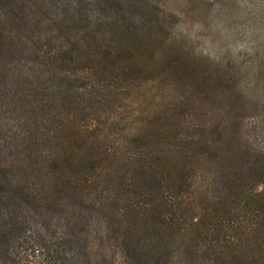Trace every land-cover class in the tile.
<instances>
[{"label": "trees", "instance_id": "obj_1", "mask_svg": "<svg viewBox=\"0 0 264 264\" xmlns=\"http://www.w3.org/2000/svg\"><path fill=\"white\" fill-rule=\"evenodd\" d=\"M110 1L99 18V0H0V264H264V144L238 123L247 103L226 83L219 131L172 109L110 114L115 53H142L108 37L138 24ZM203 78L181 102L211 94Z\"/></svg>", "mask_w": 264, "mask_h": 264}, {"label": "rangeland", "instance_id": "obj_2", "mask_svg": "<svg viewBox=\"0 0 264 264\" xmlns=\"http://www.w3.org/2000/svg\"><path fill=\"white\" fill-rule=\"evenodd\" d=\"M125 2L127 13L138 24L130 27L129 31H109L108 37L112 36L114 45L124 44L142 53L138 56L141 60L124 57L119 51L115 53V62L123 81L117 85L119 101L110 114L119 112L137 116L143 112L172 109L183 116L186 114L189 124L199 125L197 129L208 131L215 127L219 131L224 113L221 90L226 83H230L247 103V109L240 112L242 117L238 121L247 135L246 140L256 146L264 144V129L255 131L252 126L260 113L259 108L254 106L255 99L264 98V63L258 70L249 68L253 59L250 53L255 52L251 51L252 48L264 52V0ZM114 5L110 0H99L98 5H89V11L105 18L111 15ZM154 20H158L159 24ZM146 35H149L151 45L146 44ZM87 38L94 44L92 36ZM145 47L156 49V60L149 58ZM108 48L100 46L97 49L99 56L104 58ZM177 53L182 54L181 62L173 59ZM106 56L107 63L113 62L110 54ZM173 63L176 64L173 66ZM202 76L211 77L214 90L206 99L190 101L185 105L181 99L191 89V82L199 79L198 90L204 88L205 79L201 80ZM197 187V192L203 194L202 185L197 184ZM259 188L260 185H257L255 190Z\"/></svg>", "mask_w": 264, "mask_h": 264}]
</instances>
